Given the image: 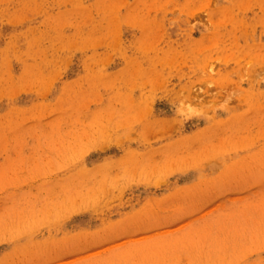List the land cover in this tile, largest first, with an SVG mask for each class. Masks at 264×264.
Returning a JSON list of instances; mask_svg holds the SVG:
<instances>
[{"label":"rangeland","instance_id":"obj_1","mask_svg":"<svg viewBox=\"0 0 264 264\" xmlns=\"http://www.w3.org/2000/svg\"><path fill=\"white\" fill-rule=\"evenodd\" d=\"M0 264H264V0H0Z\"/></svg>","mask_w":264,"mask_h":264}]
</instances>
